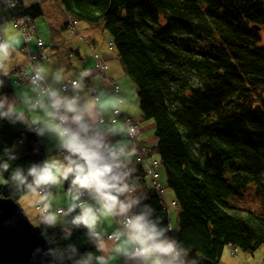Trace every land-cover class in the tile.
Instances as JSON below:
<instances>
[{"label":"trees","instance_id":"obj_1","mask_svg":"<svg viewBox=\"0 0 264 264\" xmlns=\"http://www.w3.org/2000/svg\"><path fill=\"white\" fill-rule=\"evenodd\" d=\"M60 5L76 21L103 23L136 86L142 118L156 122L154 151L178 207L174 234L201 264H221L227 248L255 253L263 247L264 212L230 201L252 184L264 187V0H60ZM19 12L32 21L43 15L38 4L21 5ZM4 79L2 91L11 96ZM0 125V141L8 145L27 135L16 163L42 162L44 151H32L36 133L6 121ZM136 169L148 202L172 230L161 194ZM6 177L1 197L19 202L31 194L14 192ZM73 241L81 251L91 247L80 232Z\"/></svg>","mask_w":264,"mask_h":264},{"label":"clouds","instance_id":"obj_2","mask_svg":"<svg viewBox=\"0 0 264 264\" xmlns=\"http://www.w3.org/2000/svg\"><path fill=\"white\" fill-rule=\"evenodd\" d=\"M21 4L0 0V11ZM12 51L9 41L0 39V122L20 125L39 138L48 133V143L36 142L44 151L40 163H16L27 135L11 145L0 141V178L7 174L14 192L36 198L45 243L33 250L30 264H113L114 259L119 264H201L148 202L133 160L137 129L129 125L126 135L117 131L103 108L101 90L88 83L89 74L65 79L63 67L49 70L33 57L31 71L25 73L30 94L9 96L2 91V77L8 76ZM57 186L65 188L63 206L55 204ZM77 232L89 249L81 251L73 241Z\"/></svg>","mask_w":264,"mask_h":264},{"label":"crops","instance_id":"obj_3","mask_svg":"<svg viewBox=\"0 0 264 264\" xmlns=\"http://www.w3.org/2000/svg\"><path fill=\"white\" fill-rule=\"evenodd\" d=\"M25 1L23 2V4H25ZM46 3L47 2L43 0H38V5H40L41 8L44 7V4L47 5ZM23 8L28 9V7H24V6ZM45 13L46 12L44 11L43 15L41 16L42 18L44 17ZM48 15L50 14L48 13ZM46 17L41 20H39L38 18L33 20V24L36 27L37 32L38 31L40 32L42 39L44 40L46 46L48 47V51L50 50L49 59L41 63L44 64L46 68L49 70L63 67L65 72V79L75 78L79 73L87 72L89 74L87 77L88 83L91 86H97L101 90L104 98L103 108L105 112L111 116V119L114 116V111L119 107L118 100L120 99L123 102L122 109L128 116H130L132 119L138 122L139 125L141 123V120L145 121L142 118L140 105L138 104L139 110H137V108L135 107L136 103H138V100L133 98L135 94L137 95L136 86L134 85L133 82H131L132 80L128 79L124 67L117 57V52L113 44V38L103 28L102 23L89 24L83 21H81L80 23L76 21L75 26L79 31V33L76 34L70 28H68V26L65 23L66 19L64 16L63 19L65 20L63 22L62 21L55 22L52 19H49L50 16H46ZM6 19H7L6 15L3 12H0L1 39H7L14 48V51H12L11 55L8 57L6 61L5 70L8 72V76L4 78H6L7 81L10 83V85L12 86L13 89L12 95H16L17 97L27 96L30 94L31 90L25 87L26 80L25 79L17 80L14 75L20 69V67H22L26 62V54H25V51L27 50L26 47L28 46L29 51L33 54H35L38 51V47L34 39L31 40V42H29L26 46L25 39L23 35L16 29L14 21L8 22L9 19L7 20ZM45 19H47L48 21L45 22ZM41 21H44L43 24H41ZM54 26H58L59 29H55L57 27ZM83 39H86L90 43V46L94 48V51L96 53L104 57V60L106 61L107 64L106 72H108V75L117 84L121 86L122 93H120L119 98H117V95L113 92V90L111 88H108L109 86L104 84V82L102 81V77L97 69V63L91 51H89L90 48H87ZM123 96H126L127 99H124ZM131 99L134 103V106H131ZM146 125L148 124H143V126L140 127L141 141L143 142V145L146 147H148L147 144L151 143L150 144L151 146H149V148L154 151V148L157 146V142H158L157 137L155 135L156 126L150 124L151 137L144 138L142 137V135L144 134V132L146 133L147 131L148 126ZM114 127L117 129L118 132H121L122 130V135L127 134L128 129L124 123L121 124L119 122L118 123L115 122ZM153 134L155 136H153ZM38 139H42L44 143H48V133L45 132L44 137L43 138L38 137ZM37 146L38 145L35 144V147ZM38 147H40V150H43L42 145H39ZM154 156L155 159H157V161H159V159L161 161V158L159 157V155L157 157V153L155 151H154ZM133 160L135 162L136 167L139 166L138 165L139 161L137 160L136 157H134V155H133ZM160 165H158L155 168L156 171ZM53 191L55 194V204L58 206H63L65 188L57 186ZM163 191L164 190L162 188V196L164 199ZM171 193L173 195L172 203L178 217V207L177 205H175V194L173 191H171ZM35 199L36 198L32 194H28L22 197L18 203H23V206L27 208L28 212L32 213L31 209L35 205ZM165 206L169 210L166 203ZM35 221L37 222V226H38L39 223L37 217L35 218ZM112 226H113L112 223L109 222L106 228L110 231ZM176 229H178V224L176 225L174 230ZM175 232L176 231H174V233ZM229 249L231 250V253L232 251H235L236 256L233 257L238 258L234 264H241L240 261L242 260V258H246L248 263L249 256L254 255L250 252L241 253L239 252V250H236L235 247L228 248L224 254L225 258L223 257L222 259L224 262L222 263L221 261V264H227V263L231 264L234 262L232 261V254L230 253ZM259 263L260 262H258L257 264ZM113 264H119V262L114 259Z\"/></svg>","mask_w":264,"mask_h":264},{"label":"rangeland","instance_id":"obj_4","mask_svg":"<svg viewBox=\"0 0 264 264\" xmlns=\"http://www.w3.org/2000/svg\"><path fill=\"white\" fill-rule=\"evenodd\" d=\"M36 3L38 4V0H26L25 1V4H28V8H30L31 6L33 5H36ZM47 5L44 4V7H42L43 9V13L44 11L46 12L44 17H39L38 19L41 20V19H44L46 16H50L49 19H52L53 21L55 22H63L65 19H63V8L61 7L60 5V8L58 6V4L56 6H52L50 5L49 3H46ZM46 6V8H45ZM0 12H3L5 15L7 14V12L5 11H0ZM48 13L50 15H48ZM53 14V15H52ZM56 15V16H55ZM58 17V18H57ZM47 18V17H46ZM7 20V19H6ZM12 20L10 19L8 22H11ZM48 20L45 19V22H47ZM44 21H41V24H43ZM81 21H78V23H80ZM66 23V21H65ZM102 26L104 28V25L102 23ZM54 27H57L55 29H59L58 26H54ZM78 30V29H77ZM107 32V31H106ZM37 36V33L35 31L34 33V36H33V39L36 41V44H37V47H38V51L35 53V54H40L42 57L44 55L47 56V59H49L50 57V50L48 51V47L46 46V43L44 42V40L42 39V36L40 34V32L38 31V36L41 37V39L43 40L44 44H41L40 43V40L38 41V37ZM58 37V36H56ZM32 39V40H33ZM27 46V44H26ZM26 51L29 52V48L28 46L26 47ZM90 51V50H89ZM48 54V55H47ZM46 59V60H47ZM45 60V61H46ZM41 62H44V61H41ZM101 75V74H100ZM106 75L109 79H111V81L114 83L115 81L108 75V72H106ZM102 77V75H101ZM129 80H132L128 77ZM102 81H103V77H102ZM119 81V80H118ZM133 82V81H131ZM116 83V82H115ZM117 84V83H116ZM119 85V84H117ZM120 86V85H119ZM108 87V86H107ZM121 87V86H120ZM109 88V87H108ZM122 93V92H121ZM137 93V92H136ZM117 98H119V94H117ZM122 98V97H121ZM124 99H127L126 96H123ZM134 99L138 100V103H136L135 107L137 108V110H139V99H138V95H134L133 97ZM119 104V103H118ZM139 104V105H138ZM131 106H134V103L131 99ZM121 109L123 111V113L125 115H127L124 110L122 109V105L119 106L117 109ZM116 109V110H117ZM115 110V111H116ZM114 111V116L112 118V120H114L115 122H119V123H124L127 125V122H126V118L121 115V114H116ZM128 116V115H127ZM130 117V116H128ZM131 118V117H130ZM140 121V120H139ZM147 122V123H146ZM151 122V123H150ZM140 123V122H139ZM143 124H148L146 126L147 127V131L146 133L144 132V134L142 135V137L146 138H150L151 137V129H150V124H153V126H156V122L155 120L153 119H150L149 121L145 120V121H142L141 120V123H140V127L143 126ZM153 136H155L153 134ZM152 136V137H153ZM151 143L147 144L148 147L151 146L150 145ZM160 156V155H159ZM157 157H158V154H157ZM139 165V164H138ZM161 166V167H160ZM158 168H157V173L159 174V177H158V183L159 185L161 186V188H163V195H164V199L163 201L167 204L168 208H169V213H170V218H171V224H172V231H173V234H174V231H177L174 230L176 225H177V214H176V211L174 209V206H173V195L171 193V189L167 188V181H166V174H165V171H164V168L162 165H160ZM147 180V183L148 185L151 187L153 186V181H152V178L151 176H147L146 178ZM5 182L2 178H0V185H4ZM231 204L234 206V207H237L239 209H242V210H251V211H255L257 213H262L264 212V187L262 186H257L256 184H252L248 187V189H245V190H241L239 192V194L237 195L236 199L230 201ZM20 207H22L24 213L29 217V219L32 221V223L37 226V222L35 221V218L37 217V213H36V210H35V205L33 206V208L31 209L32 213L31 212H28L27 208H25L23 206V203H19ZM174 209V210H173ZM36 216V217H35ZM108 226V224H106V227ZM174 227V228H173ZM236 250H239V252L241 253H246L245 251H243L242 249H238L237 247H235ZM228 249V248H227ZM226 249V250H227ZM230 250V249H229ZM235 252V251H234ZM230 253H231V250H230ZM232 254V253H231ZM254 255H250L249 256V260H248V263H247V260L246 258H242V260L240 261L241 264H257L258 262H260L259 264H264V246L261 247L260 249H258L257 251H255V253H252ZM233 256H236V253L235 255L232 254V261H234L233 263L231 264H234L236 261H237V257H233ZM224 257V256H223ZM222 257V259H223ZM225 258V257H224ZM256 260V261H255ZM222 263L224 262L223 260H221ZM227 264H230V263H227Z\"/></svg>","mask_w":264,"mask_h":264},{"label":"built area","instance_id":"obj_5","mask_svg":"<svg viewBox=\"0 0 264 264\" xmlns=\"http://www.w3.org/2000/svg\"><path fill=\"white\" fill-rule=\"evenodd\" d=\"M24 1L25 0H22V3ZM43 1L49 3L52 6H56L58 4V6L60 8V0H43ZM21 5H19V6H21ZM19 6L16 9L11 10L10 12H7L6 18L14 21L16 29L23 35L26 44L31 42V40L33 39L35 31L37 33L36 37H38V41L40 40V43L44 44L41 37L38 36V32L36 30V27L33 24V21L29 18H20L19 17V15H20ZM63 13L66 17V23H67L68 28H70L74 33L78 34L79 31L77 30V28L75 26L76 20L73 17V15L68 13V12H65V11H63ZM0 39H1V36H0ZM90 51H91V53H92V55H93V57L97 63V69L103 77L104 84L108 85L109 88H111L116 95L117 94L120 95L121 87L119 85L113 83L111 81V79H109L106 75L107 64H106V61L104 60V57L95 53L94 49L91 46H90ZM25 54H26L25 64L22 67H20V69L14 75L17 80L25 79V73L31 71V64L28 63V61L31 60L33 57H35L36 59H39L40 61H45L47 59L46 55H44L42 57L40 54H33L30 51L29 52L25 51ZM118 101H120L118 103H119V106H121L123 104V102L120 99ZM115 113L121 114L126 118L127 125L125 124V126L127 127V129H128L129 125H131L132 127L137 129V134L133 138L134 144H135V147L133 149V155L139 161V166L142 168L144 174H146L147 176H151L152 181H153V188H155V190L158 193H160L162 196V188L158 183L159 175L155 170V168L161 164L160 159H159V161H157V159H155L154 152L151 149H149L143 145V142L141 141V133H140L139 124L136 121H134L132 118L125 115L120 108L117 109L115 111ZM114 123H115V121H114ZM175 205H176V203H175ZM232 254L235 255V252L232 251Z\"/></svg>","mask_w":264,"mask_h":264},{"label":"water","instance_id":"obj_6","mask_svg":"<svg viewBox=\"0 0 264 264\" xmlns=\"http://www.w3.org/2000/svg\"><path fill=\"white\" fill-rule=\"evenodd\" d=\"M41 227L35 226L19 203L0 196V264H30L37 245H44Z\"/></svg>","mask_w":264,"mask_h":264},{"label":"bare ground","instance_id":"obj_7","mask_svg":"<svg viewBox=\"0 0 264 264\" xmlns=\"http://www.w3.org/2000/svg\"><path fill=\"white\" fill-rule=\"evenodd\" d=\"M63 16L65 17L64 13H63ZM65 19H66V17H65ZM83 41L85 42L87 48H90V43L86 39H83ZM139 128H140V125H139ZM140 133H141V128H140Z\"/></svg>","mask_w":264,"mask_h":264}]
</instances>
